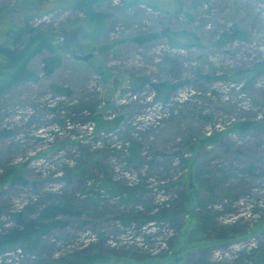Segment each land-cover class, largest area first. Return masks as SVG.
I'll return each mask as SVG.
<instances>
[{"label":"rangeland","instance_id":"1","mask_svg":"<svg viewBox=\"0 0 264 264\" xmlns=\"http://www.w3.org/2000/svg\"><path fill=\"white\" fill-rule=\"evenodd\" d=\"M76 1L0 0V46L10 25H21L52 33L62 47L56 52L62 65L52 75L44 74V59L52 56L44 51L29 63L40 79L0 96V234L20 228L13 215L22 205L24 220L32 221L53 202L51 194L77 202L64 218L67 226L42 236L40 250H12L0 255V264L80 257L90 264L264 260V134L234 127L264 123V75L250 82L229 79L264 60L262 0H179L182 12L174 14L109 0L97 7L107 16L101 34L84 12L70 7ZM234 24L247 39L215 44ZM163 27L193 30L203 46L172 48L163 37L133 40ZM75 44L81 51L63 53ZM89 53L88 61L76 58ZM221 76L226 78H215ZM161 81L185 84L165 102L163 95L156 100L151 84ZM88 119L89 133L83 128ZM131 130L140 132L130 135L143 148L139 163H128L124 150ZM209 137L217 140L205 141ZM199 167L205 173L198 177ZM70 169L76 172L68 174ZM84 171L92 177L81 176ZM103 171L123 187L140 186L132 193H140L141 203L108 197L99 189ZM170 205L180 207L175 224L125 222ZM208 213L213 228L197 232L198 218Z\"/></svg>","mask_w":264,"mask_h":264},{"label":"trees","instance_id":"2","mask_svg":"<svg viewBox=\"0 0 264 264\" xmlns=\"http://www.w3.org/2000/svg\"><path fill=\"white\" fill-rule=\"evenodd\" d=\"M109 0H78L70 7L78 9L79 11L84 12L85 16L89 23L92 25L91 29L95 33H100L104 30L107 16L102 11L97 10L102 3ZM111 1V0H110ZM125 7H132L133 4H144L151 9L162 10L167 14L181 13L182 7L180 6L179 0H119ZM264 3V0H262ZM1 17V16H0ZM190 19V15H187ZM101 34V33H100ZM99 34V35H100ZM7 39H4L3 44L0 46V52L2 53V65L4 78L0 80V96L4 94L5 90L11 89L12 86L19 84L24 81L37 82L40 77L39 75L30 69L29 63L37 54L47 51L52 54L44 59L43 71L44 74L50 76L54 71L62 65V54L56 53L57 50L60 51L62 47H59L55 41V37L50 32H42V30L21 25H10V27L5 31ZM163 37L167 40V43L172 48H184V47H202V43L198 35L193 30H173L169 27H163L162 30L158 33L144 34L140 33L134 37V41L139 44L146 43L155 38ZM247 39L245 32H242L238 25L234 24L229 28V31L222 32L219 38L215 41L217 45H226L234 41H244ZM81 51V47L75 46L70 49H66L63 53H78ZM64 53V54H65ZM90 60V59H89ZM264 75V60L254 63L250 69H238L233 77L229 78L233 82L240 83L242 80L246 79L247 82L254 80L260 76ZM203 78H209L210 76H202ZM216 79L222 80L226 77H215ZM142 83L144 80L148 79L141 78ZM153 89L156 93V100H161L160 97L163 95L165 101L169 99L172 93L176 92L185 81H161L158 83L151 82ZM134 88L136 85H133ZM54 91L62 96L71 95V90L67 87L54 86ZM107 102V101H106ZM105 103V102H104ZM108 103V102H107ZM92 115V114H90ZM256 126V127H255ZM235 128H237L241 133L249 130V128L259 129L264 134V123L257 124L255 122H242L235 123ZM132 130L128 134L129 137L132 135ZM131 135V136H130ZM132 138V137H131ZM207 139V138H206ZM217 140L214 137H209L208 140ZM220 140V139H219ZM127 146V162H141L143 148L137 141L132 138V141H128ZM77 168V167H75ZM75 169L68 170V174L75 173ZM104 172V171H103ZM205 171L201 170L200 167L197 170V176L199 174H204ZM81 176H86L87 179L92 177V174L84 171L81 173ZM101 183L99 189L104 190L108 197L118 198L122 203H133L138 205L141 203L140 193L133 194L132 192L141 190L140 186H121L119 183L113 181L111 178L101 177ZM137 192V193H138ZM50 197L53 200L48 206H46L40 213L39 217L36 220L26 221L24 220L23 214L21 212L14 213L13 217L17 224L20 226L19 229L14 230L10 233L0 234V255H5L8 252H11L15 249H24L27 252H34L40 250V241L42 236L48 234L55 228H64L68 225L67 219H64L67 216H70L75 209L76 200L69 203L70 199H58L55 195L51 194ZM187 198H191L188 196ZM192 199V198H191ZM190 199V200H191ZM59 200V201H57ZM95 203L99 201V197L93 200ZM57 202V203H56ZM28 207V206H27ZM26 207V208H27ZM180 212V207L176 209L173 205L160 207L154 213L148 215H140L136 213L135 216L128 218L125 222L128 224L131 221L141 223H164L169 222L175 224ZM60 216H64L61 217ZM46 220L47 222H42ZM199 223L197 226V232H206L208 229L213 228L211 223V214H206L203 219L198 218ZM41 254V253H39ZM91 259L89 257H80L78 259L70 260H55L50 261L49 264H90ZM256 264H264V260H257Z\"/></svg>","mask_w":264,"mask_h":264},{"label":"built area","instance_id":"3","mask_svg":"<svg viewBox=\"0 0 264 264\" xmlns=\"http://www.w3.org/2000/svg\"><path fill=\"white\" fill-rule=\"evenodd\" d=\"M125 98H122L121 99V101H123ZM120 104H123V103H120ZM159 107H160V110H162V111H165V110H167V109H165V108H163L162 107V105H158ZM169 111V110H168ZM260 116V115H259ZM139 120V119H138ZM91 121L88 119L86 122H85V124H84V126H83V128H84V130H86V131H88V133H89V131H91V130H93V127H92V125H91V123H90ZM160 122H161V116L159 115L156 119H154V120H152V123H154V125L156 126V125H159L160 124ZM139 128H137V130H138ZM58 130H60V129H57L56 131L58 132ZM139 131H135V130H132V136L133 137H138L139 136ZM113 136V135H112ZM102 140L104 141V137H102ZM128 144H129V142H127L126 143V147L124 148V150H127V146H128ZM22 208H25V205H22L21 206ZM21 208V209H22ZM18 210L19 212H21L22 210ZM21 252V251H20ZM10 253H12V252H10ZM6 255H8V253L6 254Z\"/></svg>","mask_w":264,"mask_h":264},{"label":"water","instance_id":"4","mask_svg":"<svg viewBox=\"0 0 264 264\" xmlns=\"http://www.w3.org/2000/svg\"><path fill=\"white\" fill-rule=\"evenodd\" d=\"M93 57L92 53H89L87 55H80V56H76V58L80 59V60H84V61H88L89 59H91Z\"/></svg>","mask_w":264,"mask_h":264}]
</instances>
